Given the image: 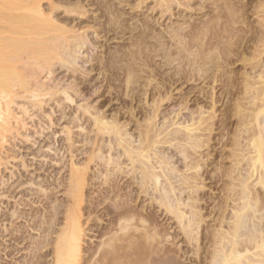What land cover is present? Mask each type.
<instances>
[{
  "label": "bare ground",
  "instance_id": "obj_1",
  "mask_svg": "<svg viewBox=\"0 0 264 264\" xmlns=\"http://www.w3.org/2000/svg\"><path fill=\"white\" fill-rule=\"evenodd\" d=\"M2 2L3 1H1V3ZM10 2L12 3L8 4ZM165 2L164 0V3ZM169 2L168 0L167 4L165 3L167 5L166 9H168ZM6 4L9 6L18 5L22 14L20 12L17 15V12H15L16 14L12 15L13 13L11 11L15 10V6L9 8ZM6 4L5 6H3V3L0 4V264H13V259L16 260L19 258L21 261L23 259V264H46L43 259H46L48 256L52 257V264H80L82 253H84L85 250L83 242L84 236H86V229L84 230L81 219L83 217L81 213L83 203L82 196L85 187L90 185L89 180L94 176L96 177L94 174L91 176L92 178H90L91 174L88 172V164L96 160L101 162L97 164L99 168L101 167V169H98V172L102 171V174H100L101 176L103 175V181L100 184L102 186L99 191L100 195L104 198L111 199L110 196L113 194V196H115V192L117 193L119 188H130L128 194L126 193V195H124L125 198L121 197L120 194L115 196V198L117 196L120 198L118 204L117 202L114 205L111 203L112 205L108 204L102 208L104 215L109 218L107 221L108 223L105 224L106 226H97V228H99L97 234L105 236V234H109L113 230L116 234H110L109 238L107 237V241L101 245V248H97V253H99L98 257L101 258V260L99 259L101 264H116L115 261L122 264L121 262L123 261L119 262V259H122L121 257L118 258V255H125V258H123L125 259L124 262L128 259L131 260V257H134L142 251L139 249L141 247L140 245L144 247H141V249H145L143 252L149 253L147 256H150L149 258L152 262L160 260L163 258L162 256H165L169 251L165 245H162L163 242H160L162 241L161 238L163 237L162 234L164 235L165 229H156L157 225L153 222V218L150 215L140 213L135 205L131 204L135 202V198H138L140 194L149 196L153 190L155 191V197L153 199L151 198L153 203L157 202L158 206L160 205L164 209V212L166 211V213L173 215L177 228L180 229V233L185 239H194L198 228H200L199 225L203 220H201V212H199L197 206L198 198L191 195V193L197 192V190L201 188L197 187V177L191 175V171L186 174L184 171H180L177 167L172 166L173 164L170 160L172 155L165 154L167 152H164L162 148L165 144L174 147L183 157L185 171L195 169L197 172L200 167L198 161L200 158L192 162V156H195V153L192 155V152H197L198 148H203L200 146L201 143L199 144L200 135H197L199 133L197 131L201 130L202 118L200 117V120L192 124L184 125L182 123L172 122L170 126L163 124L159 127L156 125L157 123L155 124L153 121L154 118L158 117V107H154V112L152 111V115L150 114L151 117L149 116L150 118H147L149 120L143 122L144 125L140 124L138 126L137 133H134L136 134L135 138L134 134L129 132L130 129H127V125L120 123L118 116L112 115L109 117L105 115V112H101L100 109L94 106L92 109L95 110V112H92L90 111L92 106H87L90 104H88L89 99L86 97L88 92H85L86 78L85 75L81 76V74H79L81 67L79 69L77 67V62L79 61L78 55H81V50L84 47L87 48L88 37H86V34L80 33L79 30L74 29V27L61 24L52 12L49 11V13L46 14L47 12L45 13L41 8L39 1L8 0ZM201 4L202 16L204 18L201 20V35L203 37L202 45H200L203 48H201L203 51L209 52L211 47L218 54L220 48H224L227 45H236V52L232 51L234 52L233 54L235 56L242 55V61H238L243 62L247 67L250 66L248 68L250 72L244 73L248 77L244 78L246 80L243 84L241 83L242 85L240 84L243 91L238 92L244 93L242 98L247 100L246 103L248 105H251V107L253 105L257 106H254L256 109L253 113L250 112L248 115L253 123L251 120L247 119L253 124H251V126H254L253 129H255V132L253 131V135H249V140L245 138L246 136L244 137L248 141L243 139L245 143L243 147L238 148L237 146L239 149L238 152L240 153L247 149L252 150L250 148L253 147L255 150H252V152L247 151L246 154L245 152L241 153L242 162L244 161V164L246 162L245 166L244 164L241 166V164L236 165L237 163H234V165L237 166V174L236 176H228L230 177V184L238 188H235L236 191L233 190V193V188H230L231 191L229 190V195H226L227 201L230 200L228 203L229 205H227V203L226 205L228 206L227 208L230 207L231 215L224 217L222 214V217L220 216V218L216 219V226L218 227L215 232H213L214 237L211 236L214 249L212 248L213 250H211L209 264H264V0H255L254 4H251L249 0L245 3L238 2V0H202ZM250 16L257 17V26L253 27V25H250V22V24L247 22ZM231 23H233V25ZM235 24H241L243 27H241V25L235 27ZM247 33H249L248 36H246ZM234 36H237L239 41H231V43L227 42L229 41L228 39H225L227 41L223 39L232 38ZM213 45L214 48L212 47ZM214 50H212V52ZM225 51L227 52V50ZM223 52L224 49L221 51L222 55ZM206 53L207 52H205V54L203 53V56L200 53L203 65L202 70H207L206 65L208 66V62L210 61L214 64L213 68L215 70L219 67V60H223L227 63L230 61V58L226 57L227 55H223L220 58L218 57L219 55L221 56L220 53L217 55L213 52V54H215L211 59ZM224 54L226 53L224 52ZM245 54L246 56H244ZM236 59L237 57L235 60ZM113 65L115 66V64ZM58 69L63 70L62 73L58 72ZM59 73L62 74V76L59 77ZM86 76H88V73ZM77 80L80 81L78 82ZM160 86L158 87L160 88ZM239 89L240 88H238V90ZM93 93L95 94L96 90ZM139 93L141 92L139 91ZM80 97H86L84 98L85 103L79 106V108L82 109V116H92L91 129L89 131L86 130L87 127L82 128L80 127L81 125L79 126L80 132L82 131L83 133V139L81 141L84 142L85 147L87 145L89 146L83 152H79L82 156L88 155L87 158L83 157L85 161L81 164L73 160V153L78 151V149H74V143L76 141L73 137V130L76 126L75 121L78 120V118H71L70 115L73 113L69 115V112H66L68 105L74 103L75 98ZM13 105H21L18 106L21 115L13 110ZM49 105H55L54 108H57V111L60 113L56 122H54L52 117V114L56 111L54 110L50 113L52 109L50 108L49 113L46 112L45 107ZM98 105H104V100H100ZM238 109L240 110V108ZM246 115L247 114H245L244 117L248 118ZM25 116H27V119ZM35 117H37L39 121L40 117H42V119H47V127H41L42 130L37 127L39 121H37L38 123L36 124L35 121H33ZM28 119L34 123H28ZM61 120L66 122V125L63 126L61 130L64 136L63 140L66 143V151L69 153L67 187L69 196L72 200L69 198L71 200H69L71 205H68V208L64 210L65 215L63 214V216L65 217L63 218V222L65 223H62L64 225L59 229L56 227L60 221L58 218V213H60L58 212V206L61 205L56 206V203L52 204L54 201L52 195L55 191V185L48 176H43L44 178H41L40 174L36 173V170L39 171L43 169L42 171L46 172L45 170H47L48 167H52L51 162L53 163L54 157L57 156V148L54 152L52 151L53 147L51 146L52 148H50L47 145V149H49L48 154L52 155V160L50 159V162L48 161L46 165H42L39 168L35 167L29 171L28 168L29 166L31 167L33 163H28L24 156L20 155V157L16 154L15 149L13 151L9 149L10 147H6V145L11 146L12 143L10 140L16 138H20L21 141L19 140L18 142L23 143V145L25 142L28 144L32 143L34 141H32V136L34 134L42 138V140H51L52 142V140L56 138V134L53 132L54 129L50 134L52 135L51 137L50 135L48 136L49 131L47 134L44 133L47 132L46 130L54 127V125L56 126L57 122ZM192 121H195V119ZM87 122H89V120H87ZM202 122H204V118ZM165 123H167L166 120ZM208 129H210V127L207 128V130ZM22 130L24 132H22ZM30 130H33V135L30 133ZM89 133L93 135L90 136ZM29 134H31V136H29ZM242 134L244 135V133ZM245 135H247L246 132ZM53 136L55 138H53ZM233 140L234 142L238 141H235V139ZM241 143H243V141ZM34 146H32V148ZM13 147H15L14 144L12 145V149ZM37 148L39 149V146ZM190 150L191 152H189ZM45 151L47 152V150ZM105 152H108L107 156H104ZM113 154L117 155V157L113 158ZM239 154L236 152L237 156H234L237 158ZM42 155L44 157V154ZM34 156H36V154ZM239 157L237 158L238 161L240 159ZM14 162L18 163L17 166L19 167L17 169L15 168L17 171H10L9 177H6L4 171H7L8 165ZM86 162L89 163L87 164ZM126 162H129L127 166L130 168L128 169H126ZM233 162H237V160ZM13 166H15V163ZM44 166H46L45 169ZM55 166L56 165L53 166V169ZM239 166L240 169L238 168ZM194 175H196V173H194ZM55 178L56 177H52L53 180H55ZM98 178L99 177H97V179ZM161 178L163 180H160ZM120 182H123L122 186H120ZM49 187L53 188L50 189ZM185 190H188V194H190L187 199L188 201L182 196ZM28 191L32 192L30 194L31 197L35 196L33 199L30 198V202L26 200ZM38 202L40 206L42 204L43 209H46V204L47 206L52 204V207L50 206L51 210L49 209L50 211L46 212L47 214L49 212L52 213V216L50 215L52 219H48L46 213L44 216L41 214L42 218L39 216L40 207L33 205ZM27 206H29L28 210ZM25 210L28 212H25ZM90 211L91 209L89 212ZM31 231H37L39 237L34 238ZM41 235H45V239L41 240ZM53 235L55 236L53 237ZM159 235H161V240L159 241L158 239V243L156 237ZM156 242L160 246H157L158 244H156ZM29 247L31 249V257L27 259V257L24 256V252L27 251ZM49 247L51 251H42L44 249L47 250ZM136 249L140 252L137 250L136 253L135 251V255L133 256V251ZM41 251L44 254H42ZM91 251L89 252L90 255H95L96 250L92 253ZM27 252L29 253V251ZM28 253L25 255L30 256ZM146 253L143 254L146 256ZM94 257H96V255L92 258ZM98 257L96 259L94 258L95 262L98 260ZM157 257H159V259ZM115 258L116 260L114 261ZM86 259L90 260L91 258L87 256ZM136 259L137 258H135V260L132 259V261H137ZM112 261H114V263ZM131 262L129 263L136 264L138 261ZM126 263L129 264L128 262L124 264ZM18 264H20V261Z\"/></svg>",
  "mask_w": 264,
  "mask_h": 264
},
{
  "label": "rangeland",
  "instance_id": "obj_2",
  "mask_svg": "<svg viewBox=\"0 0 264 264\" xmlns=\"http://www.w3.org/2000/svg\"><path fill=\"white\" fill-rule=\"evenodd\" d=\"M1 1H3L2 2L3 6H5L8 0H0V4H2ZM35 1H39L41 8L45 11V13L47 12L46 14H48L49 11L52 12V14L55 15V17L59 20L61 24L74 27V29L79 30L80 33H83L84 35L86 34V37H88L87 48L84 47L81 50L80 54L82 56L78 55L79 61L77 60L78 62L77 61L76 62L78 69L81 67L80 68L81 70H79L80 72L78 71L79 74H81V76L85 75L86 78L85 92L86 91L88 92L86 97L89 99L88 104H90L87 106H92L90 111L95 112V110L92 109L94 106L95 108L100 109L101 112H105V115L109 117H111L112 115L118 116L120 123H124L125 125H127L128 128L127 127L126 128L130 129L129 132L132 134L137 133L138 131L137 128L140 124L144 125L143 122H147L146 120H149L147 118L149 116L151 117L156 107H158L157 108L158 117L154 118L153 121L155 124L157 123L156 125L159 127H161L163 124L170 126L172 122L182 123L184 125L192 124L200 120V117L202 118L201 119L202 121L204 118V122L201 121L202 123L201 126L203 125L202 127L200 126L201 130L197 131L199 132L197 135H200L199 144L201 143L200 146L203 148H198L197 149L198 153L194 151L192 152V155L193 153H195V156L194 155L192 156L193 158L192 162L193 161L195 162L200 158L198 160L200 164L199 167L200 171L198 170L196 172L195 169L185 171L186 170L184 168L185 163L183 162L182 155L177 150H175L174 147H170L169 144L163 145L162 148L164 152H167L165 154H170V156L172 155L170 159L173 164L172 166L177 167L178 169H180V171H184L186 174H188L191 171L190 174L192 173L191 175L197 177L196 180V183H198L197 187L198 188L200 187L201 189L199 190L196 189L197 192H193L191 193V195L198 198L197 206L199 208V212H201L200 217L201 220L203 221H201L199 225L200 228H198L195 238L194 239L190 238L192 241L189 239H185V237L180 233L181 232L180 229L177 228V224L173 219V215L166 213V211L164 212V209L160 205L159 207L157 202L153 203L152 199L155 197L154 194L155 191L152 189L153 191H151V195H149L150 197L146 195L143 196V194H140L138 198H135V202H132L131 204L135 205V207L140 213L150 215L153 218V222H155V224L157 225L156 229L158 228L165 229L164 235L162 234L163 237L161 238V235H159L160 237L157 236L156 241H158V239L159 241L162 239V241L160 242H163L162 245H165L169 251L165 254V256L163 255L162 256L163 258H161L160 260L157 261L153 260L154 262H152L151 259L149 258L150 256H147L149 253L143 252V250L145 249H141V247L143 246L139 244L141 247L139 245L137 246H139L140 247L139 249L142 251L140 252L138 249L134 250L133 256L135 255V251L137 253V250L140 253L136 254L137 256L135 255L134 257H131L133 260L137 258L136 260L138 262L132 261V259L131 260L128 259L130 261L126 260L125 262L128 263L131 261L137 262L136 264H152V263L153 264H178V263L179 264H209L211 250L214 249L213 240H211L212 239L211 236L214 237L213 232H215V230L218 227L216 226L217 223L216 219L220 218L222 214L224 215V217L225 216L228 217V215H231L230 207L227 208L228 207L227 205H229L228 203L230 202V200L227 201L226 195L227 196L229 195V192L231 191L230 188H233L232 193L234 192L233 190L236 191V189L238 188L237 186L234 187L232 184H230L231 181H230V177L228 176L229 175L236 176L237 174L236 165L241 164L242 166L244 164V161L242 162L240 156L242 155L241 153L245 152L246 154L247 151L252 152V150H255L254 147L251 146L253 147L250 148L252 150L247 149L244 152L243 151L241 153L238 152L239 151L238 148L243 147L245 145L244 140L248 141L250 138L249 135L251 134L253 135L252 132L255 130L253 129L254 126L253 127L251 126L253 121L250 119L248 115L250 114V112L253 113V111L256 109L255 107L257 106L253 105L251 107V105H248L246 103L247 100H245V98L244 99L242 98L244 93L238 92V91H243L241 85L246 80L244 78L248 77L244 73L250 72V70L248 69L250 66L247 67L244 65L243 62H241L242 55L235 56L233 54L234 52L232 51L236 52V45L234 44L230 46L227 45L224 48L223 47L220 48V52H218V54L211 47L209 49V52L203 51L202 49L203 47L200 46L202 45L201 43L203 42L202 41L203 37L201 35L202 33L201 20L204 19L202 16V7H201L202 0H175V1L169 0L170 1L168 4L169 10L166 9L167 8L166 4L168 0H165L166 4L164 3V0L163 1L161 0H35ZM247 1L248 0H238V2L241 3L242 2L245 3ZM249 2L251 4H254L255 0H249ZM11 3L12 2L8 4ZM8 4H6V6ZM163 4H165L166 6ZM13 6H15L14 8L15 10L11 9L13 10L11 11L13 13L12 15L16 14L15 12H17V15L20 12L22 14V11L18 7V5H12V6L8 5L9 8H13ZM255 17L256 16H250V19L249 17L247 19V22L248 23L250 22L251 24L250 23L249 24L251 26L253 25V27L257 26V17L256 18ZM231 24L233 25V23ZM240 25L241 24L239 25L235 24L234 26L236 27ZM241 27L243 26L241 25ZM248 35L249 33H247L246 36ZM237 38H238L237 36L236 37L234 36L232 38H223V39L224 41H227L225 39H228L229 41L227 42H231V41L235 42L236 40L239 41ZM212 47L214 48V45ZM211 49L214 50L213 52H215L217 55H219V53L221 54V51L224 49V52L226 54H224L223 52V55L224 56L227 55L226 57L230 58V61L232 60L233 61L231 63H229L230 61L227 63L223 60H219L220 64L217 70L213 68L214 64L210 61L211 63L208 62V66L206 65L207 70L206 69L202 70L203 65H202V58L200 56V53L202 55L203 53L205 54V52H207L206 54H208V57L213 58L215 53L213 54ZM225 50H227V52ZM223 55L221 54V56L219 55L218 57L221 58ZM244 56H246V54ZM232 57L233 58L237 57V59L235 60V58L233 59ZM113 64H115V66ZM62 71L63 70L58 69V72L62 73ZM60 73H59V77L62 76V74ZM87 73L88 76H86ZM212 81L215 82L213 83ZM158 86H160V88ZM238 88L240 89L238 90ZM95 90L96 93L94 94L93 92ZM139 91L141 93H139ZM157 93L159 95H162L163 97L159 96ZM86 97L75 98L76 100L74 99V103L68 105L69 108L67 107L66 109V112H69V115L73 113L70 115L71 118L72 117L76 119L78 118V120L75 121V125L77 127L75 126L73 130L74 131L73 137L74 140L76 141L74 143L75 144L74 149L76 148L75 150L78 149V151H75L73 153L74 154L73 160L76 163L78 161L80 164L85 161L84 158H87L88 155L82 156L80 155L79 152H83L86 148L89 147L88 145L85 147L84 142L81 141L83 139L82 136L83 133L82 131L80 132V127L82 128L87 127L88 129L86 128V130L88 131L91 129L92 116L87 115L88 116L87 117L85 115L83 117L82 116L83 114L81 113L82 109L79 108V106H81L80 104L85 103L84 98ZM102 99L104 100V105H98V103ZM239 105L241 106L243 105V106L241 107ZM18 106L21 105H13L12 108L15 112L21 115ZM54 107L55 105H49L46 106L45 108H46V112L48 113L50 108H52L50 113L53 112L54 110L56 111L54 114H52L54 122H56L57 118H59L60 116V113L57 111L58 109ZM238 108H240V110ZM245 114H247L246 117L248 116V118L244 117ZM25 118L27 119V116H25ZM35 118H33V121H35V123L37 124L38 123L37 121H39V119L37 120V117ZM193 118L195 119V121H192L194 120ZM43 119L42 117H40L41 122L39 121V125H37V127H39L41 130H42L41 127L43 128L47 127V119L45 118ZM86 119L89 120V122H87ZM247 119L251 120L252 123H250V121ZM165 120L167 123H165ZM242 120L244 123L242 122ZM33 121H31L30 119L27 120V122L30 124H33L34 123ZM63 121L64 120L57 122L58 125L56 124V126L54 125V127L46 130L47 132H45L44 130L45 132L44 134H47L49 131L48 133L49 136L52 130L54 129L53 132H55L56 138L54 137L55 136L54 135L53 138L55 139H53L52 142L51 140L50 141L42 140V138L38 137L37 135L36 136L35 134L33 135L32 132L33 130H30V133L33 135L32 136L33 139L32 138L31 139L32 141L34 140L32 143H29L30 145L27 142H25L24 143L25 146H24L23 143L18 142L20 138L10 140L12 145L14 144L16 148L13 147L12 149V145L11 146L6 145V147L8 148L10 147L9 149L13 151L15 149L17 155L24 156L27 159L28 163H33L31 167L29 166L28 168L29 171L35 167L39 168L42 165H46L48 161L50 162V159L52 160V155L48 154L49 151V149H47L48 146L50 148L53 147L52 151L54 152L55 149L57 148L58 151L57 150L56 151L58 153L56 154L57 156L55 155H54L55 157L53 156L54 157L53 163L51 162L52 167L51 166H50L51 168L48 167L47 170H45L46 172H43L42 171L43 169L39 171L36 170V173L40 174L41 178L43 176L44 177L48 176L49 179L52 181V183H54L55 185L54 186L55 191L54 194L52 195L54 201L52 204L56 203V206L61 205L58 206V212H60L58 213L59 214L58 218L60 221L58 222V225L56 227L59 229L62 228L61 226L64 225L62 223H65L63 222L64 220L63 218L65 217L63 216V214L65 213L64 210L68 208V205H71V202H69V200L70 199L72 200V198H70L69 196V190L67 187V174H68L67 170H68L69 153L66 151V143L63 140L64 136L61 130L63 126L66 125V122ZM209 127L210 129L207 130V128ZM242 127L244 128L246 127V128L244 129ZM22 132L24 131L22 130ZM245 132L247 135H245ZM242 133H244V135ZM31 134H29V136H31ZM89 135L92 136L93 134L91 135V133H89ZM51 136L52 135H50V137ZM134 137L136 138V134H134ZM244 137L247 138L248 140L245 139ZM233 139H235V141L237 140L238 141L234 142ZM242 141L243 143H241ZM32 144H34L35 146ZM32 146L34 147L32 148ZM38 146L39 149L37 148ZM37 150L38 151L42 150V151L38 152ZM45 150H47V152ZM189 152H191V150ZM236 152L237 154L240 153L239 154L240 157L239 156L238 157L241 160L239 159V161L237 159L238 157L236 158L234 156L236 155ZM35 154L36 156H34ZM42 154H44V157ZM107 154L108 152H105L104 156H107ZM116 157L117 155L113 154V158ZM234 160H237V162H233ZM98 162L99 160H96L95 162L92 161L90 163L88 162L89 164L86 162L88 164V172L91 174L90 178H92L91 176L94 174L96 175V177L94 176L91 180H89L90 185L85 187L82 196L83 203L81 207L82 208L81 213L83 217L81 219L84 230L86 229L85 230L86 236H84L83 247L85 250L84 253H82V259L80 261V264H94V263L96 264V262L99 261V259L101 260V258L98 257L99 253H97L98 252L97 248L98 249L101 248V245L105 243V241H107L110 234L111 235L116 234L114 230L111 231V233L109 234H105V236L97 234V231L99 229L97 228V226L98 227L106 226L105 224L108 223L107 221L109 218L104 215L102 208L108 204L114 205L116 202L118 204L119 203L118 200L120 198L118 196L115 198V196L120 194L121 197L125 198L124 195H126V193L128 194V192L130 191V188L128 187H126L125 189L119 188L117 193L115 192L116 194L115 196H113L114 194L110 196L111 199L104 198L102 195H100L99 191L100 188L102 187L100 184L103 181V175L101 176L102 174L101 170H100L101 172H98L99 171L98 169H101V167L99 168V166L97 165L100 164L101 162L99 163ZM14 163L15 166H13ZM14 163L8 165V170L4 171L6 177H9L10 171L12 170L15 171L19 167L17 166L18 165L17 162ZM234 163L237 164L234 165ZM128 164L129 162L125 163L126 166ZM54 165H56L54 167L55 170L53 169ZM45 167L46 166H44V169ZM128 168L130 167L127 166L126 169ZM238 168L240 169V166ZM193 172L196 173V175H194ZM52 177L53 178L56 177L55 180H53ZM97 177L99 178L97 179ZM160 180L163 179L161 178ZM122 184L123 182H120V186H122ZM49 188L51 189L53 187H49ZM49 188L48 191L50 192ZM31 193L32 192L30 191L27 192L26 200H28V202H30L31 200L30 198L32 199L35 198V196L31 197L30 195ZM188 193L189 191L185 190V192L182 194L185 200H187L188 197L190 196V194ZM39 204L40 203L38 202L33 205L40 207L39 209L40 217L41 214H43L44 216L47 211L51 210L52 204L48 206L46 204L45 205L46 209H43L42 204L41 206ZM28 208L29 206H27V210ZM90 209L91 211L89 212ZM27 210H25V212ZM51 214H52L51 212H49L48 214L46 213V217H48V219L49 218L52 219ZM31 233L34 236V238L39 237V233L37 231H31ZM54 236L55 235H53V237ZM41 237H40L41 240L45 239V235H41ZM158 243L156 242V244ZM157 246L160 245L158 244ZM27 249L29 253L25 251L24 256L27 257V259L28 257L30 259L31 249L30 247ZM48 250H50V247L47 250L44 249L42 251L45 252ZM95 250L97 254L95 253L96 257L94 258L96 259L98 257V260H96V262L95 259L92 258L95 255L91 256L89 253L90 251L92 253ZM42 251L41 253L44 254ZM142 252L146 253V256ZM26 253L30 254V256L28 254H27L28 256H26L25 255ZM87 256L88 257L90 256L91 259L90 260H88L89 258L86 259ZM117 257L118 258L121 257L122 259V260L119 259V262L123 261L121 263L122 264L125 263L124 262L125 259H123L125 258V255L124 256L118 255ZM159 257L157 258L159 259ZM116 258L114 259V261L116 260ZM16 260L13 259L12 261L13 264H18L19 261L20 264H23L22 262L23 259L22 261L20 260V258ZM43 261L46 262V264H52L53 260L51 256H48L46 257V259H43ZM114 261L112 262L114 263ZM98 263L101 264L100 261L97 262V264ZM115 263L117 264L118 261L117 262L115 261Z\"/></svg>",
  "mask_w": 264,
  "mask_h": 264
}]
</instances>
